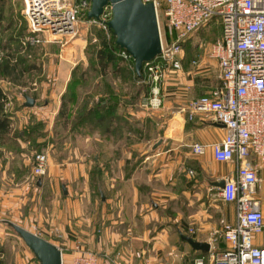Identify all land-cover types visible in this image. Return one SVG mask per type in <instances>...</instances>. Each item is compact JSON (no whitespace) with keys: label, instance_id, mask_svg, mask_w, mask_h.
Returning a JSON list of instances; mask_svg holds the SVG:
<instances>
[{"label":"crops","instance_id":"1","mask_svg":"<svg viewBox=\"0 0 264 264\" xmlns=\"http://www.w3.org/2000/svg\"><path fill=\"white\" fill-rule=\"evenodd\" d=\"M82 42L74 38L61 52L56 43L47 44L43 76L34 88L35 105L28 107L25 96L10 117L8 135L26 130L28 136L20 138V150L0 143V261L11 256L2 250L7 237L28 247L9 229L10 222L55 244L65 260H71L77 245L95 252L101 264H187L191 256L208 254L212 247L228 248L223 222H236L235 205L225 202L217 205L216 214L209 213L202 193L212 189L218 194L220 188L212 182L234 176L236 164L217 161L211 147L203 155L193 154L191 147L194 142L221 141L226 129L212 116L207 121L202 115L190 118L187 109L192 99L220 85L217 62L211 60L217 73L207 57L199 66L192 64L193 58L170 72L163 84V107L150 111L141 103L136 113L142 126L146 114L152 115L153 130L130 146L127 132L117 138L100 130L56 128L74 66L85 63ZM156 125L161 128L154 129ZM60 137L74 141L62 142ZM35 144L49 155L48 173L41 177L33 174ZM246 161L259 165L255 197L264 213V162L254 155ZM194 165L204 173L201 181L188 174ZM181 233L209 242L210 250H194ZM254 244L264 246V231L254 235ZM13 259L12 264H40L20 253Z\"/></svg>","mask_w":264,"mask_h":264},{"label":"built area","instance_id":"2","mask_svg":"<svg viewBox=\"0 0 264 264\" xmlns=\"http://www.w3.org/2000/svg\"><path fill=\"white\" fill-rule=\"evenodd\" d=\"M153 2L158 15L162 48L145 61L141 82L149 86L142 107L154 111L163 107V84L173 70L183 68V43L201 28L213 23L221 26V35L210 43L207 57L218 64L221 83L208 93L192 99L187 109L190 118L212 116L224 124L221 141L194 142L192 152L203 155L209 147L219 162H234L236 173L226 178L219 189L220 198L233 203L236 222H223V237L229 247L211 248L199 255L194 264H264V246L254 244V235L264 231V213L255 197L259 182V165L246 160L254 155L264 162V0H143ZM28 23L25 45L66 44L78 34L82 23L109 28L112 6L105 7L100 19L84 18L91 0H22ZM164 11V26L159 10ZM203 48V41L198 43ZM118 55L135 70L132 54L126 49ZM206 57V56H205ZM204 57L192 60L199 66ZM49 168L46 151L35 154L33 174L45 176ZM188 174H195L193 169ZM61 264H101L99 256L77 245L71 260L62 254ZM116 264H128L118 262Z\"/></svg>","mask_w":264,"mask_h":264},{"label":"rangeland","instance_id":"3","mask_svg":"<svg viewBox=\"0 0 264 264\" xmlns=\"http://www.w3.org/2000/svg\"><path fill=\"white\" fill-rule=\"evenodd\" d=\"M6 2V16L8 17L7 20H5V24H7L6 29L4 30V34H3V38L6 40L8 36H10L11 34H15V33H19L22 36L24 35H28V23L27 20L23 14V6H22V0H0V4H3ZM159 14H160V21L161 24L164 26V21H165V17H164V11L162 9L159 10ZM10 23H9V21ZM13 24V25H12ZM221 35V26L217 25V23H213L210 24L208 26H205L203 28H201L198 32H196L195 34L192 35V38L190 40L191 43L187 42L186 48L185 50L187 51V53L189 54V56L191 57H207V50L209 48L210 43H212L216 38H218ZM111 31L108 28L103 27L102 25L99 24H95V23H89V22H84L81 24L80 28H79V32L77 35H75L72 38H68V42H66V44H61V43H56L55 45L57 46V48L59 49V52L61 48H64L67 46H70V41L72 39H81L83 40V44H84V52L86 53V50L89 48V50L91 51L90 53L92 54V52H97V50H99L100 48L105 47V44H108L110 42L111 39ZM25 38V37H23ZM203 41L204 45L203 48L199 49L197 47V44L199 43V41ZM193 42V43H192ZM199 46V45H198ZM47 44L44 45H36V46H31L27 49L23 48L21 49L22 51V55L23 58H26V62H22L21 59H17L14 58V61L16 62H20L21 65H19V69L22 70V73H20L21 71H19L18 73V79L17 82H14V79H8V78H3L0 77V86L3 89V103H4V110H6V112H8L9 115H15L16 109H18L19 107H22V100H25V96L29 95V96H35L37 95V91L34 90V88H36L38 85L37 80H40V77H42V72L44 71V65L46 63V56H45V52L48 51L49 48H47ZM6 48H12L11 46L8 45V41H6V46L3 47L2 45H0V62L2 63L3 59H4V55L7 56V54L9 52H13V54H17L15 53L13 50L10 51L9 49ZM80 50V48L77 50V52ZM76 52V53H77ZM75 53V51H74ZM61 58V57H60ZM206 63L207 65L210 66V69L212 72H216V70L218 71L216 65L214 64L215 62H212L210 58H206ZM84 69L87 70L86 75H85V82L88 80V83H86L85 85L81 86V98L85 97V94L91 93L92 92V88L95 85V83H101V78L100 76H98L96 71H92L89 70L90 66V59L88 57V54H86V56L84 57ZM33 62V64H35L36 66H38L36 69L29 71H24L23 66ZM19 63V64H20ZM81 62L77 63L80 64ZM24 64V65H23ZM122 64H124V68L127 69V74L125 75V77H123L122 72L121 73H117V74H113L111 73V71L109 70V73L107 75H105L106 80L111 82L119 91H122V93L126 96L129 97V99L131 97L134 96V99L137 98L139 99V95H140V85L138 84V82L136 81V71L133 68H130L128 66V64H126V62H123ZM77 65H75L74 67H76ZM41 67V69H40ZM23 68V69H22ZM24 72V73H23ZM219 72V71H218ZM217 73V72H216ZM88 95H86L87 99ZM83 99H82V103H83ZM11 102V104H10ZM13 102V103H12ZM128 112L126 111L128 117L130 118L129 121L131 122V125L127 126L128 129V141H129V145L132 146L134 144H136V141L138 138H142L146 136H148V134L153 130V121H152V115L150 114H146V124L145 125H140V122H137V116L136 113L138 111H141L142 108L138 105V102L133 103V105H130L128 107ZM133 110V111H131ZM145 112H148L146 110H143ZM132 112V114L130 113ZM134 113V114H133ZM58 126L56 128H60V129H67L66 131H68L70 129V126L68 124H64V121L61 120L60 122H58L57 124ZM161 128L160 126L156 125L154 127L155 128ZM19 130H16L15 132L17 133ZM14 132V133H15ZM15 136V135H14ZM14 136H12V139L15 140L16 144H18L19 148L21 147V143H20V138H14ZM11 137V136H9ZM124 138V136H123ZM5 141L7 142V138L4 137ZM19 139V140H18ZM64 139H68V140H72L74 141V138H70V137H60L59 140L64 142ZM15 144V145H16ZM35 149L36 150H31L32 152V157H33V165H34V157L35 154L37 152H40L43 150V147L41 144H35ZM42 147V148H41ZM64 152L66 149L62 148ZM17 150V149H15ZM22 150V149H21ZM46 151V150H43ZM47 152V151H46ZM27 153H30L29 150ZM31 156V155H30ZM133 157H135L134 154H132L131 159H133ZM190 169H193L195 174L193 176H191V179L193 181H195L196 179H198L199 181H201V179L204 178V173L202 172V170L197 167V166H192L190 167ZM189 170V169H188ZM187 170V171H188ZM201 178V179H200ZM36 184V183H35ZM34 184V185H35ZM202 194H206L203 195L205 199V204L208 207V212L212 213V214H216V210H219L220 205L222 206L223 202L219 196V194H215L212 189L209 190H204V193ZM199 202V201H198ZM198 204V203H197ZM216 205V206H215ZM217 205H219V208L217 207ZM218 208V209H217ZM9 226V229L11 231H13L16 235H17V239L20 240L19 238H21L15 231L13 226L11 225H7ZM16 240V239H15ZM24 242V240L21 238V242ZM18 242V241H17ZM4 245L2 246V250L4 252H6L7 254L10 253V257L9 260L5 257V260H1L0 264H12V262H14V254L15 253H20V255L22 256V258H29V260H34V262H39L37 257L35 256V254L33 253V251L27 247L26 245L24 247V245L22 246H18L16 245V242L14 243V240H10V238H6V240L4 241ZM13 243V244H11ZM29 248V250H28ZM197 257V255H193L190 258L192 260H186L187 264H194L195 262V258ZM11 259V260H10ZM27 260V259H26ZM25 262V261H24ZM36 262V263H37Z\"/></svg>","mask_w":264,"mask_h":264},{"label":"trees","instance_id":"4","mask_svg":"<svg viewBox=\"0 0 264 264\" xmlns=\"http://www.w3.org/2000/svg\"><path fill=\"white\" fill-rule=\"evenodd\" d=\"M5 9L6 2L0 4V45L5 47L6 41H8V45L12 48L6 49H9L10 51L13 50L18 54L16 56V54H13V52H9L7 56L4 55L2 63L0 62V77L8 79L12 78L14 79V82H17V75L19 71L22 73V70L18 68L21 63L14 61V58L17 57L18 59H21L23 63L26 62V58H23V56L19 57V55H22L21 49L23 48L24 50L35 45H25L23 42V37H26L27 35L22 36L19 33L11 34L6 40L3 38V32L7 27L5 20L8 18L6 16ZM84 18H88V15H84ZM109 29L112 36L110 42L105 44V47L100 48L96 53L92 52V54L90 53L91 51L89 48L86 50V54H88L90 59L89 63L91 67L89 70L97 72L98 76L101 77L102 84L98 83L93 88L91 93L85 94L83 103L82 101L80 102L79 88L88 83V80L85 82L87 70L84 69V64H78L73 69L72 76L67 84V89L62 95V103L57 117V124L63 120L65 125L68 124L70 126L69 130L72 132H79L81 130H86L88 132L89 130H100L103 134H107V136L112 134L119 138L121 135L124 136L126 132L128 133L127 126L131 125V122L129 121L130 118L126 113V111L128 112V107L136 102H138V105L140 106L149 95V86L141 82L143 75L139 76L136 73L135 78L141 89L139 99H134V96L129 99V97L124 95L122 91L117 90V88L111 82L106 80L105 75L109 73V70L113 74L122 72L123 77H125L127 74V69L124 68L125 66L122 64L125 61L118 55L119 51L123 48L117 44L116 36L114 35L113 30L111 28ZM191 38L192 37L188 38L183 43L184 50L186 48L187 42L191 43ZM197 47L199 48L198 44ZM185 54L186 56H184L183 62L190 61L194 58L189 56L186 50ZM37 67L38 66L33 64V62L23 66L24 71L29 72L36 69ZM3 94V89L0 86V143L8 144V147L10 148L14 146V149L20 150L18 147L19 145L16 144L15 140L8 135L11 124L10 117L12 115H9L8 112L4 110V103L2 101L4 99ZM97 94H99L98 98H96ZM86 95H88L87 99H85ZM36 134L40 135L42 133L37 130ZM14 135V138H21L28 136V133L26 130H24L23 134L21 131H18L17 133L15 132ZM4 137L7 138V142L5 141Z\"/></svg>","mask_w":264,"mask_h":264},{"label":"water","instance_id":"5","mask_svg":"<svg viewBox=\"0 0 264 264\" xmlns=\"http://www.w3.org/2000/svg\"><path fill=\"white\" fill-rule=\"evenodd\" d=\"M89 19H100L106 6H112V18L108 26L116 36L117 44L134 57L135 71L141 76L145 61L156 57L162 48L158 15L153 2L143 0H91ZM36 99L26 95V105L32 107ZM224 126V124L220 123ZM226 179L212 182L214 187L222 188ZM14 230L33 251L40 264H61L62 251L52 242L42 238L18 224L10 222ZM194 250L209 251L210 243L196 240L193 236L182 234Z\"/></svg>","mask_w":264,"mask_h":264}]
</instances>
